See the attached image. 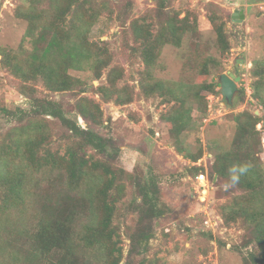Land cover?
<instances>
[{"label": "trees", "instance_id": "obj_1", "mask_svg": "<svg viewBox=\"0 0 264 264\" xmlns=\"http://www.w3.org/2000/svg\"><path fill=\"white\" fill-rule=\"evenodd\" d=\"M91 1L22 0L15 10L26 21L21 44L15 51L0 49L1 67L20 79V93L29 99L28 110L18 109L26 122L13 127L16 130L11 141H0V264H120L122 260L123 264H148L143 254L154 236V222L162 215L157 184L152 179L134 184L135 198L125 207L136 214V219L127 233L128 248L123 256L122 247L114 239L112 217L116 202L124 194V184L117 176L127 173L113 162L118 151L113 138L94 129L100 124L99 104L79 96L74 103V118L61 102L38 95L32 85L40 82L53 92L77 89L82 93V82L68 69L89 71L100 78L101 69L109 63L107 47L90 41L88 34L107 3ZM209 19L216 33V46L223 51L229 45L223 23L217 24L215 15ZM155 23L154 33L145 30L142 35L144 69L140 83L143 89L162 93L163 99L176 103L166 116L173 131L189 123L194 105H203L201 110L205 111V97L211 92L220 93L219 82L166 84L155 78L154 50L158 53L164 44L179 47L183 36L197 30L194 14L190 20L189 14L180 18L166 13ZM205 56L194 59L199 62V73L206 70ZM251 73L255 79L249 95L264 113V64L253 62ZM115 77L116 72L110 70L106 74L109 84L96 90L104 100L110 97L119 104L131 101L129 89L114 86ZM166 91L171 95L167 96ZM238 93L243 103L244 89L239 88ZM1 111L12 114L0 104ZM263 115L245 107L231 114L235 123L231 148L214 154L203 147L191 156L193 163L186 174L192 181L199 171L210 167V181L224 184L229 167L251 163L248 174L228 190L232 202L224 206L236 211L234 216H224L225 220L242 218L248 228L246 244L252 247L241 252L243 264H264V154L260 132L255 129ZM78 116L87 122L86 126L80 124ZM53 128L62 133L63 151L52 136ZM206 153L212 160L205 156L206 162L198 164Z\"/></svg>", "mask_w": 264, "mask_h": 264}, {"label": "rangeland", "instance_id": "obj_2", "mask_svg": "<svg viewBox=\"0 0 264 264\" xmlns=\"http://www.w3.org/2000/svg\"><path fill=\"white\" fill-rule=\"evenodd\" d=\"M21 1L0 0V49L15 51L21 44L26 21L15 13ZM105 1V9L88 34L90 41L107 47L109 63L101 69L100 78H95L89 71L68 69L71 76L82 82L84 92L79 93L77 89L53 92L38 82L32 83L36 93L61 102L74 118L77 116L74 103L79 96L99 104L100 124L94 129L113 138L118 148L113 162L127 173L117 176V180L124 184V194L116 202L117 209L112 217V224L116 226L114 239L122 247L123 256L128 248L127 233L136 219V214L125 205L135 198L137 180L152 179L158 186L157 204L162 215L154 222V236L143 254L148 264H243L242 253L252 245L246 244L248 228L244 227L242 218L228 221L224 218L234 216L236 212L230 207L224 208L232 202V195L223 189L222 183L215 184L208 178L212 187L201 201L186 174L193 163L191 156L203 147L206 152L211 149L214 154L231 148L235 131L231 114L244 107L257 115L264 114L249 95L255 79L251 73L253 62L264 64V0ZM92 2L98 3L99 0ZM158 4H161V11ZM240 9L244 11L243 19L233 21L232 12ZM166 13L180 18L189 14L190 20L194 14L197 30H190L183 36L179 47L164 44L158 53L154 50L156 65L152 75L167 84L173 81H218L221 72H232L240 76L237 91L244 89L243 103L239 101L238 93L233 108L227 109L220 93H208L205 111L201 110L203 105H194L189 123L172 131L166 116L176 103L163 99L162 93L143 89L140 83L144 69L140 53L142 35L145 30L154 33L155 22L165 18ZM210 15H215L217 24L223 23L227 34L229 45L223 51L216 46ZM24 44L28 45V42L24 41ZM199 55H206L203 57L207 60L204 73L197 71L200 66L194 59ZM110 70L116 72L114 86L129 89L131 101L119 104L110 97L104 100L96 90L100 85L109 84L106 74ZM21 84L19 78L0 65V104L12 112H0V141H11L16 130L13 127L26 122V116L18 112L19 108L29 109V99L20 93ZM166 95L171 94L166 91ZM78 120L82 126L87 125L82 117L78 116ZM51 133L63 151L61 131L53 128ZM205 158L203 155L197 162L202 164L206 162ZM206 160L210 161L212 157ZM261 163L264 169V157ZM206 172L210 176V167Z\"/></svg>", "mask_w": 264, "mask_h": 264}, {"label": "water", "instance_id": "obj_3", "mask_svg": "<svg viewBox=\"0 0 264 264\" xmlns=\"http://www.w3.org/2000/svg\"><path fill=\"white\" fill-rule=\"evenodd\" d=\"M235 17H239L235 19ZM244 17V11L242 9L235 10L231 14L233 21H241ZM240 80V76L235 75L232 72H221L218 75L220 95L222 103L226 105L227 109H232L234 105V97L237 95V82Z\"/></svg>", "mask_w": 264, "mask_h": 264}, {"label": "built area", "instance_id": "obj_4", "mask_svg": "<svg viewBox=\"0 0 264 264\" xmlns=\"http://www.w3.org/2000/svg\"><path fill=\"white\" fill-rule=\"evenodd\" d=\"M258 124L259 127L257 126V129L260 131V146H261V151L264 154V119L261 120ZM204 156L211 157V154L206 153ZM197 163L199 164L200 161ZM192 183H193V190L195 191L196 196L201 201H203L206 197V192L208 193L210 188L212 187V183L209 184V179L207 176L206 169L199 171L192 179Z\"/></svg>", "mask_w": 264, "mask_h": 264}, {"label": "clouds", "instance_id": "obj_5", "mask_svg": "<svg viewBox=\"0 0 264 264\" xmlns=\"http://www.w3.org/2000/svg\"><path fill=\"white\" fill-rule=\"evenodd\" d=\"M251 167V163H237L229 167L228 178L226 182L222 185L223 189L227 191L238 185L240 183L241 177L248 174Z\"/></svg>", "mask_w": 264, "mask_h": 264}]
</instances>
